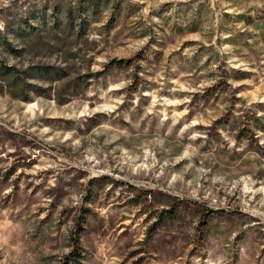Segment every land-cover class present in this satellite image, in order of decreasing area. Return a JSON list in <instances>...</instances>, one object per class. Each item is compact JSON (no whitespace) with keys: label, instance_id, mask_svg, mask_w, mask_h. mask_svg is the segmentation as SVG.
Here are the masks:
<instances>
[{"label":"rangeland","instance_id":"rangeland-1","mask_svg":"<svg viewBox=\"0 0 264 264\" xmlns=\"http://www.w3.org/2000/svg\"><path fill=\"white\" fill-rule=\"evenodd\" d=\"M92 1L0 0V264H264V0Z\"/></svg>","mask_w":264,"mask_h":264},{"label":"trees","instance_id":"trees-1","mask_svg":"<svg viewBox=\"0 0 264 264\" xmlns=\"http://www.w3.org/2000/svg\"><path fill=\"white\" fill-rule=\"evenodd\" d=\"M89 6H91V8L98 9L99 6H100V0H93L92 3L89 4ZM80 9H82V10L85 9L84 12H86L87 11V6L86 5H81ZM55 10L57 11V9H55ZM67 16H68V18L71 19V22H72L73 21V11L70 10L67 13ZM80 16H82V15H80ZM50 18H51L50 20L44 19V21H42V22H44L45 24L46 23H50L51 28L54 29V30L64 31L65 29L68 28V25H66V24L64 25V23L59 20V17H57V13L56 12L52 13V16ZM26 24H29V22H26ZM30 28L32 29L33 27L30 25ZM6 68H7L6 72H10L11 71L10 68H8V67H6ZM40 70L43 72V74H46L48 76H52L51 80H55V81L60 80V75H58L57 70L54 67L46 66V67H42ZM55 76L58 79H55ZM15 78H17V79L19 78L20 79L21 77H19L18 74H15ZM22 83H25V81H22ZM60 104H64V103L60 102ZM170 214H171V216H170L171 219H174L177 216V212H170Z\"/></svg>","mask_w":264,"mask_h":264}]
</instances>
